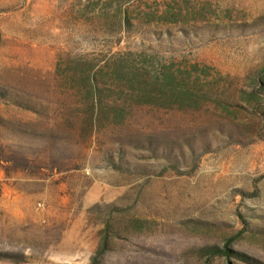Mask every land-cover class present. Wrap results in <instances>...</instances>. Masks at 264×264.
<instances>
[{
  "label": "rangeland",
  "instance_id": "rangeland-1",
  "mask_svg": "<svg viewBox=\"0 0 264 264\" xmlns=\"http://www.w3.org/2000/svg\"><path fill=\"white\" fill-rule=\"evenodd\" d=\"M126 53L193 107L94 113ZM0 264H264V0H0Z\"/></svg>",
  "mask_w": 264,
  "mask_h": 264
},
{
  "label": "trees",
  "instance_id": "trees-1",
  "mask_svg": "<svg viewBox=\"0 0 264 264\" xmlns=\"http://www.w3.org/2000/svg\"><path fill=\"white\" fill-rule=\"evenodd\" d=\"M128 56L130 53L111 55L102 64L84 59H60L63 69L76 75L72 79L66 73L67 81H75L78 93L92 105L94 113H97L96 108L103 105L107 90L117 91L124 96V102L135 105L166 109L173 105L178 109L193 107L191 103L195 102L196 96L186 89L184 82L178 80L169 66L161 65L158 70H150L148 64L146 67L136 68L128 62ZM192 69L196 70L197 65H193ZM124 112L123 106H113L110 114L119 123L123 120Z\"/></svg>",
  "mask_w": 264,
  "mask_h": 264
}]
</instances>
